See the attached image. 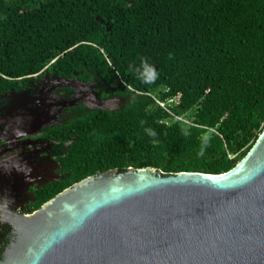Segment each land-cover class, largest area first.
Wrapping results in <instances>:
<instances>
[{
	"label": "trees",
	"instance_id": "16d2710c",
	"mask_svg": "<svg viewBox=\"0 0 264 264\" xmlns=\"http://www.w3.org/2000/svg\"><path fill=\"white\" fill-rule=\"evenodd\" d=\"M44 74L123 106L47 129L60 178L26 214L110 170L226 173L264 129V0H0V109Z\"/></svg>",
	"mask_w": 264,
	"mask_h": 264
},
{
	"label": "water",
	"instance_id": "95a60500",
	"mask_svg": "<svg viewBox=\"0 0 264 264\" xmlns=\"http://www.w3.org/2000/svg\"><path fill=\"white\" fill-rule=\"evenodd\" d=\"M32 121L10 126L21 131ZM2 218L15 237L0 264H264V129L226 173L110 170L31 214L1 208Z\"/></svg>",
	"mask_w": 264,
	"mask_h": 264
},
{
	"label": "flooded vegetation",
	"instance_id": "af4514ba",
	"mask_svg": "<svg viewBox=\"0 0 264 264\" xmlns=\"http://www.w3.org/2000/svg\"><path fill=\"white\" fill-rule=\"evenodd\" d=\"M101 25L109 31L107 25L102 22ZM31 84L33 87L18 94L9 93L8 99L0 109V209L10 211L12 208L18 215H27L30 206L35 203L33 191L60 178L59 166L52 149L57 143L46 139L47 129L87 110L112 112L120 110L123 106V101L119 98H101L94 82L86 83L75 78H57L44 74L34 78ZM101 102L107 103L108 110L97 108ZM70 104L75 106L64 107ZM23 111L31 115L32 123H37L25 130L14 132L8 115L10 113L14 116ZM31 117L28 118L29 121ZM19 134L23 136L17 139ZM48 165L54 168V171L45 175V179L42 176L43 171L39 172V169H46ZM9 192L10 205L6 206L3 196ZM14 237L11 226L5 219L1 220L2 254Z\"/></svg>",
	"mask_w": 264,
	"mask_h": 264
},
{
	"label": "clouds",
	"instance_id": "9594fccd",
	"mask_svg": "<svg viewBox=\"0 0 264 264\" xmlns=\"http://www.w3.org/2000/svg\"><path fill=\"white\" fill-rule=\"evenodd\" d=\"M143 68L146 70L143 73L144 82H153L157 78V73L153 71L146 63L143 64ZM137 71H139V69Z\"/></svg>",
	"mask_w": 264,
	"mask_h": 264
},
{
	"label": "bare ground",
	"instance_id": "6f19581e",
	"mask_svg": "<svg viewBox=\"0 0 264 264\" xmlns=\"http://www.w3.org/2000/svg\"><path fill=\"white\" fill-rule=\"evenodd\" d=\"M23 112H21L20 114H22ZM20 114H18V115H14L12 118H11V122L12 123H14L13 125L15 126L16 124H18V123H20V124H22V123H28L29 122V120H28V118L29 117H24V116H21ZM24 127V126H23ZM13 128V127H12Z\"/></svg>",
	"mask_w": 264,
	"mask_h": 264
},
{
	"label": "rangeland",
	"instance_id": "374dc122",
	"mask_svg": "<svg viewBox=\"0 0 264 264\" xmlns=\"http://www.w3.org/2000/svg\"><path fill=\"white\" fill-rule=\"evenodd\" d=\"M40 171H41V172L43 171L44 174H43L42 176H44L45 179H46V176H45V175H49L51 171H54V168L52 169V167H50V166L48 165V166L46 167V169H42V170L39 169V172H40ZM39 172H38V173H39ZM38 173H37V174H38Z\"/></svg>",
	"mask_w": 264,
	"mask_h": 264
}]
</instances>
